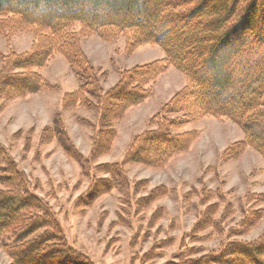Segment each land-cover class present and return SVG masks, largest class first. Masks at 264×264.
<instances>
[{"label": "rangeland", "instance_id": "374dc122", "mask_svg": "<svg viewBox=\"0 0 264 264\" xmlns=\"http://www.w3.org/2000/svg\"><path fill=\"white\" fill-rule=\"evenodd\" d=\"M29 1L41 3L40 7L44 3ZM90 1L87 9L94 4L102 9L120 3ZM70 26L61 40L72 34L73 42L45 57L37 68L47 88L41 86L32 94L13 93L12 99L0 101V144L24 176L27 192L42 201L39 214L55 220L67 247L90 264H166L188 249L195 250L197 257L216 255L229 241L260 237L264 233V163L250 148L235 150L244 135L229 119L200 115L177 131L193 134L185 150L169 155L156 167L123 165L134 138L153 130L152 117L186 86L185 77L170 66L155 76L150 97L113 124L116 136L109 150L82 171L97 132L96 115L80 108L62 110L60 105L62 96L79 85L76 73L82 68L78 60L92 67L105 91L123 72L161 60L163 53L148 44L128 47L129 37L124 33L87 30L77 23ZM37 35L17 15L1 14L0 72L10 56L34 54ZM67 50L78 54L69 59L72 62L64 54ZM57 115L59 135L48 144H39L43 130L55 126ZM66 153L83 158L77 161ZM102 164L123 165L122 174L115 179L94 172ZM5 169L0 158V176L6 175ZM101 178L111 179L114 188L95 197L89 189ZM154 190L161 195L137 207L138 200ZM257 210L261 214L250 229L234 235L243 230L248 212ZM10 232L0 233V264H12L9 252L21 241ZM148 252L151 255L145 258Z\"/></svg>", "mask_w": 264, "mask_h": 264}, {"label": "trees", "instance_id": "16d2710c", "mask_svg": "<svg viewBox=\"0 0 264 264\" xmlns=\"http://www.w3.org/2000/svg\"><path fill=\"white\" fill-rule=\"evenodd\" d=\"M89 1L44 0L41 7V3L29 0L0 2V15H17L28 29L40 33L32 46L34 54L10 56L2 67L0 101L12 99L13 93L32 94L46 87L37 76V68L45 57L73 42L72 34L61 40L70 25L107 29L129 37L128 47L157 46L163 59L123 72L105 91L92 67L78 60L82 68L76 73L79 85L76 91L62 96L60 105L62 110L80 108L96 115L97 132L89 159L81 164L82 171L109 150L116 136L113 124L150 97L155 76L168 66L185 77L186 86L152 117L154 129L134 138L123 165L156 167L169 155L185 150L193 134L177 131L203 114L234 122L244 135L235 150L250 148L264 163V0H120L102 9H97V4L87 9ZM64 54L69 62L78 56L70 50ZM60 124L57 115L55 126L43 130L39 144H48L58 136L56 127ZM68 156L77 161L83 158ZM0 158L6 167V175L0 176V233L11 231L21 240L9 252L12 264H90L67 247L55 220L46 213L39 214L42 201L27 192L24 176L15 170L1 144ZM123 165L102 164L95 166L94 172L118 179ZM113 188L111 179L101 178L91 184L89 192L99 197ZM160 195L154 190L139 199L137 207ZM259 214L258 210L248 212L243 230L233 234H245ZM150 255L148 252L144 257ZM196 255L195 250L188 249L166 264H264V233L252 241H229L216 255Z\"/></svg>", "mask_w": 264, "mask_h": 264}]
</instances>
